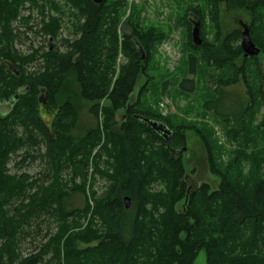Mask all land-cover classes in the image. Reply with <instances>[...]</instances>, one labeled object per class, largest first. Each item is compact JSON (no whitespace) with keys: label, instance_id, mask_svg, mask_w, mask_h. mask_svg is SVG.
<instances>
[{"label":"trees","instance_id":"trees-1","mask_svg":"<svg viewBox=\"0 0 264 264\" xmlns=\"http://www.w3.org/2000/svg\"><path fill=\"white\" fill-rule=\"evenodd\" d=\"M64 2L68 10L57 0H0V264H194L202 251L206 252L207 264H264V157L258 159L259 174L251 176L248 183L223 175L216 191L209 185L195 189L187 186L182 161L139 117L157 120L127 108L142 62L136 43L147 56L150 46L163 39L162 34L147 32L131 22V35L123 36L120 47L118 25L125 4L115 0H106L101 6L93 0ZM210 6L220 36L219 15L214 13V4ZM233 6L253 15L260 10L258 19L264 17V0H239ZM47 7L61 13L64 9V16L68 14L73 24L75 21L73 33L79 38L64 41L68 49L65 55L51 50L60 34L61 15L51 18L52 25L41 31L53 40L49 52L21 54L15 44L25 33L14 25L27 26L31 16H24L25 11L43 14ZM204 10L191 13L201 23V35ZM187 16L191 32L190 12ZM252 33H256L254 28ZM232 36L242 38L239 31ZM204 47V43L193 45L196 50ZM120 48L134 64L122 71L112 87ZM227 48L220 45L203 60L219 67L229 62L233 72H239ZM198 64L197 58H190V74H197ZM32 65L38 70L31 71ZM185 82L189 87L184 89L193 92L195 80ZM217 93L224 95L223 89ZM76 96L92 104L90 113L97 120L96 127L82 135L76 134L80 122ZM104 99L111 103L103 112L107 142L114 146L109 157L115 176L101 172L112 182L104 197L94 198L93 208L87 198L88 174L93 152L102 142L98 120ZM3 104L10 106L7 112H2ZM243 105L238 114L216 113L233 122L235 137L249 132L246 121L254 116L257 106L264 107V89L250 92ZM41 106L55 111L49 124L41 116ZM124 109L127 120L116 129L112 120ZM248 134L249 142H264V117L256 132ZM175 135L169 147L180 143L181 138ZM142 137L163 146L152 162L143 161ZM240 156L249 159L243 152ZM12 158L18 168L40 161L44 171L35 178L11 175L7 166ZM66 170L70 171V181L63 178ZM77 179L81 180L79 185ZM155 184H163L164 193L150 195ZM76 194L84 197L82 208L72 204ZM126 197L130 209H126ZM183 200L186 207L178 212L176 205ZM26 245L33 246L27 256Z\"/></svg>","mask_w":264,"mask_h":264},{"label":"rangeland","instance_id":"rangeland-1","mask_svg":"<svg viewBox=\"0 0 264 264\" xmlns=\"http://www.w3.org/2000/svg\"><path fill=\"white\" fill-rule=\"evenodd\" d=\"M115 1L125 4L118 25L120 47L123 36L127 33L128 36L131 35V22H133V26L147 32H160L163 37L161 41L150 46L149 55L147 54L146 59L139 63L140 74L137 77L133 94L129 97L127 108L136 109L157 121L165 122L176 133L175 136L181 138L177 146L169 147L168 145L166 149L182 161L187 186L190 188L195 189L209 185L211 191H216L220 187L223 175H229L236 180L240 179L239 181L243 180L244 183H248L251 176L255 177L259 174L258 159L261 156L264 157V142L259 140L256 144H253V141L249 142L248 133H255L260 126L264 117V107H256L258 110L254 116H249L246 121L250 129L249 132H246V135L245 133L241 134L239 137H235L232 133L233 122L220 118L216 113L232 111L234 114H238L241 112L243 104L250 99V92L257 93L261 88L264 89V49H262L264 47V30H260L263 29L264 17L262 20L258 19L260 10H256L257 15L255 13L253 15L245 9L234 10L233 3L239 0H229L228 3L219 0ZM57 2L60 7H66L64 0H57ZM216 2L218 5H215ZM211 4H214V13L217 11L219 15L220 36L217 34L215 21L211 18ZM201 8L205 10L203 33L200 37L205 47L196 50L193 48L195 45L192 36L193 29L189 32L186 16L189 12L191 14L194 9L201 10ZM65 9L68 10L67 7ZM57 11L50 10V7H47L43 14H40L38 10L25 11L23 15L31 16V20L27 26L24 23L14 25L21 33H25L22 40L15 44V49L23 55L33 54L36 50L40 53L49 52V45L52 43H50V36L44 35L41 31L45 26L52 25L51 18L58 19L63 16L64 20H60L62 24L60 34L56 38L57 43L53 44V50L65 55L68 49L64 45V41L73 42L79 36L73 33L75 21L73 24L68 14L64 16V9H62V13L61 10ZM75 20L77 19L75 18ZM245 27L250 30L252 41L261 51L259 56L244 58L243 37L237 40L234 36H232L234 38L231 37L236 31L243 34ZM253 28L256 32L254 34L252 33ZM223 44L228 47L227 51L232 56L231 62L233 61L236 69L240 70L239 72H233L229 62L219 67L212 62L208 63L203 60L204 55L218 50V47ZM258 44L262 45V48ZM240 46L241 50H239ZM191 57L197 58L199 62L196 75L189 73ZM133 64V59L120 48L114 66L112 87L122 71ZM30 67L33 72L37 69L33 65ZM186 80H195L193 92L189 93L184 89L189 87ZM227 83L229 84L226 85ZM217 89H223L224 95L219 96ZM76 98L80 119L76 134L82 135L95 128L97 120L90 113L92 104L80 96H76ZM211 102L214 104L212 107H208ZM100 105L98 121L101 124L102 142L93 152L87 184V198L93 208L95 200L106 195L112 182L107 179L108 177L103 178L101 172L107 173L106 175L109 177L115 176L114 169L112 170L113 159L109 157V150H112L114 146L111 141L107 142L108 133L105 129L107 120L103 112V108H110L111 103L108 99H104ZM9 107V105L1 106L2 112H7ZM53 114L55 111L47 110L46 107L41 106V116L48 124L52 121ZM126 115L125 109L116 112L111 123L114 124L113 127L119 129L126 122ZM142 140L141 151L145 158L143 161L157 159L158 151L160 152L163 146L160 143L149 142L146 137H142ZM241 152L245 153L249 159L245 160L244 157L241 159ZM14 164L15 161L12 158L7 166L11 175L28 174L35 178L43 173L45 168L40 161L27 164L22 168H18ZM63 178L70 181V171L66 170L63 173ZM80 181L77 179L76 183L79 185ZM151 191L150 195H160L164 193L165 186L155 184ZM72 204L75 208H82L84 206L83 195L73 196ZM185 207L184 200L176 205L178 212L184 211ZM28 249H33V246H24L25 256L30 252ZM194 264H207L205 251L199 254Z\"/></svg>","mask_w":264,"mask_h":264},{"label":"water","instance_id":"water-1","mask_svg":"<svg viewBox=\"0 0 264 264\" xmlns=\"http://www.w3.org/2000/svg\"><path fill=\"white\" fill-rule=\"evenodd\" d=\"M105 1L106 0H93V2L99 6L103 5ZM219 1L228 3L229 0H219ZM192 36H193V42L196 46H201L203 44V41L200 37L201 36V23L200 22H197L195 24L194 29L192 31ZM242 37H243L242 47L244 50V58L259 56L261 51L259 48H257L255 43L252 41L251 36H250V30L247 27H245V31L243 32ZM51 42H53V40H51ZM136 44L138 46L139 53L142 55V60H145L146 52L144 48L141 45H139L138 42ZM53 48L54 47H52L51 50H53ZM41 100L42 98L40 99V101ZM139 119H141V122H143L145 125L153 128L157 133H159L168 145L171 144L174 132L166 124L162 122L150 120L147 118H143V117H139ZM124 202L126 204V209H130L131 207L130 199L126 197L124 199Z\"/></svg>","mask_w":264,"mask_h":264},{"label":"flooded vegetation","instance_id":"flooded-vegetation-1","mask_svg":"<svg viewBox=\"0 0 264 264\" xmlns=\"http://www.w3.org/2000/svg\"><path fill=\"white\" fill-rule=\"evenodd\" d=\"M190 15H191L189 18L190 23L192 24V26H195V24L197 22H199L198 17H197V15H194V14H190ZM193 29H194V27H193ZM4 106H6V105L3 104L2 107H4Z\"/></svg>","mask_w":264,"mask_h":264}]
</instances>
